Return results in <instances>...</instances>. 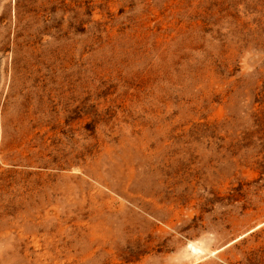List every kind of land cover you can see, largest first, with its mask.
I'll list each match as a JSON object with an SVG mask.
<instances>
[{
	"label": "rangeland",
	"instance_id": "rangeland-1",
	"mask_svg": "<svg viewBox=\"0 0 264 264\" xmlns=\"http://www.w3.org/2000/svg\"><path fill=\"white\" fill-rule=\"evenodd\" d=\"M0 264H264V0H0Z\"/></svg>",
	"mask_w": 264,
	"mask_h": 264
}]
</instances>
